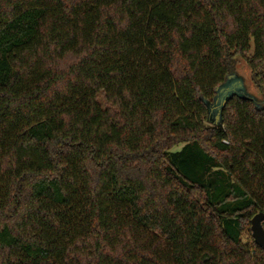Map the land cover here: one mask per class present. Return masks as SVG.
Masks as SVG:
<instances>
[{
	"label": "trees",
	"instance_id": "obj_1",
	"mask_svg": "<svg viewBox=\"0 0 264 264\" xmlns=\"http://www.w3.org/2000/svg\"><path fill=\"white\" fill-rule=\"evenodd\" d=\"M257 213L264 0H0V264H264Z\"/></svg>",
	"mask_w": 264,
	"mask_h": 264
},
{
	"label": "water",
	"instance_id": "obj_2",
	"mask_svg": "<svg viewBox=\"0 0 264 264\" xmlns=\"http://www.w3.org/2000/svg\"><path fill=\"white\" fill-rule=\"evenodd\" d=\"M234 96L242 100L256 102V98L246 91L243 78L236 73L228 75L226 81L215 89L212 102H205L208 124L217 128L222 126V111L226 103ZM262 222H264V214H255L250 220V231L255 245L264 251V227H262Z\"/></svg>",
	"mask_w": 264,
	"mask_h": 264
},
{
	"label": "rangeland",
	"instance_id": "obj_3",
	"mask_svg": "<svg viewBox=\"0 0 264 264\" xmlns=\"http://www.w3.org/2000/svg\"><path fill=\"white\" fill-rule=\"evenodd\" d=\"M236 73L243 78L246 91L249 94L253 95L255 98L260 99L261 97L259 95V92L252 81L250 71L244 61L240 60L237 63ZM249 228H250V224H249ZM250 240H252L251 231L248 232L246 230L243 234V241H250Z\"/></svg>",
	"mask_w": 264,
	"mask_h": 264
},
{
	"label": "built area",
	"instance_id": "obj_4",
	"mask_svg": "<svg viewBox=\"0 0 264 264\" xmlns=\"http://www.w3.org/2000/svg\"><path fill=\"white\" fill-rule=\"evenodd\" d=\"M223 143H227L226 141H224Z\"/></svg>",
	"mask_w": 264,
	"mask_h": 264
}]
</instances>
